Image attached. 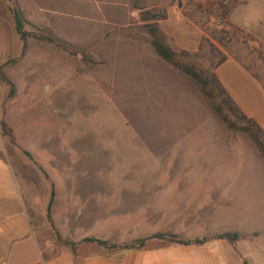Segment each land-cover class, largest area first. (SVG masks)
<instances>
[{
  "label": "rangeland",
  "instance_id": "rangeland-1",
  "mask_svg": "<svg viewBox=\"0 0 264 264\" xmlns=\"http://www.w3.org/2000/svg\"><path fill=\"white\" fill-rule=\"evenodd\" d=\"M12 6L59 45L22 41ZM152 26L264 130V0H0V158L24 179L31 215L54 187L65 224L138 218L139 239L164 224L206 238L225 264H264L261 153L159 57Z\"/></svg>",
  "mask_w": 264,
  "mask_h": 264
},
{
  "label": "crops",
  "instance_id": "crops-1",
  "mask_svg": "<svg viewBox=\"0 0 264 264\" xmlns=\"http://www.w3.org/2000/svg\"><path fill=\"white\" fill-rule=\"evenodd\" d=\"M23 181L24 179L16 176L9 164L0 158V245L6 250H3L4 264H26L24 260L27 256H31L30 264H225L224 258L214 246L206 244L185 246L168 243L152 248L109 251L96 243H87L74 252L71 247L58 242L47 218L53 187L48 189V199L35 216L36 212L31 215L29 211L28 187ZM69 216L70 222L65 224L62 215L55 210L52 214L53 223L66 242L79 243L85 238H96L121 245L139 239L138 218L133 220L120 217L106 221L93 217L89 225L84 223L77 228ZM24 218L27 219L31 232L22 231ZM16 219L20 220L9 222ZM149 228L154 231L146 238L165 232L168 226L156 224Z\"/></svg>",
  "mask_w": 264,
  "mask_h": 264
},
{
  "label": "trees",
  "instance_id": "trees-1",
  "mask_svg": "<svg viewBox=\"0 0 264 264\" xmlns=\"http://www.w3.org/2000/svg\"><path fill=\"white\" fill-rule=\"evenodd\" d=\"M11 10L15 20L16 31L19 34L22 41L27 42L29 38H34L39 41H47L49 43L59 45V42L55 37L42 36L27 31L25 28V19L20 9L12 6ZM150 32L154 37L152 43L159 57L163 61L172 65L178 71L186 75V77L190 81L194 82L199 87L203 97L207 100L210 108L212 109L216 117L220 120V122L224 126H226V128L230 131L247 134L249 138L252 140V142L255 144V146L259 149L261 156L264 160V130L259 125V123L242 112V110L235 103L233 98L230 96V94L227 92L225 87L222 85V83L214 73L208 74L205 73L204 71L197 70L194 66L181 64L177 60L178 57L177 53L158 38L157 27L155 26L150 27ZM5 81L7 80L5 79ZM7 82L11 86L12 93H14L13 85L9 81ZM55 195L56 192H55V188L53 187L51 198L48 205V212H47L48 219L51 222L52 227L56 232V237L58 242L62 245L71 247L75 252L78 244L64 241L62 239V236L56 231L55 225L53 223L51 210L55 201ZM168 238H170L169 241L172 244H179L185 246L192 244L202 245L207 241L206 238L184 240V239H180L175 234L159 233L152 236L151 238L138 239L132 245L123 247L122 250L129 251V250L142 249L145 246H147V243L150 240L158 239L164 241L167 240ZM239 238L240 235L238 233H232V232H226L219 236V239H226L230 242H235ZM83 242L96 243L99 246L108 249L109 251H113L118 248L117 245L110 244L105 240L96 239V238H85ZM245 264H247V262H245Z\"/></svg>",
  "mask_w": 264,
  "mask_h": 264
}]
</instances>
